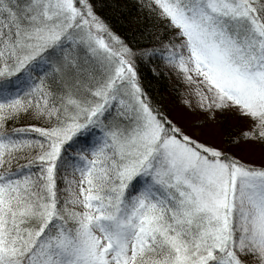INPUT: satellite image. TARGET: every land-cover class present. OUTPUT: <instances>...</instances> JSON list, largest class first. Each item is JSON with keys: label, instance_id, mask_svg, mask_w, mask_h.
<instances>
[{"label": "rangeland", "instance_id": "obj_1", "mask_svg": "<svg viewBox=\"0 0 264 264\" xmlns=\"http://www.w3.org/2000/svg\"><path fill=\"white\" fill-rule=\"evenodd\" d=\"M33 1L39 22L24 59L61 39L90 52L100 75L91 100L46 129L54 142L48 167L62 139L91 129V147L106 139L115 150L121 181L139 174L149 187L180 190L185 221L203 232L191 237L193 247L180 245L175 264H202L213 252L222 255L218 264H264V143L255 137L264 116V25L248 0H156L181 38L163 68L166 128L137 94L133 51L88 0ZM80 161L78 179L91 163ZM129 202L113 233L83 229L75 239H51L34 264L126 263L157 221L146 193Z\"/></svg>", "mask_w": 264, "mask_h": 264}, {"label": "trees", "instance_id": "obj_2", "mask_svg": "<svg viewBox=\"0 0 264 264\" xmlns=\"http://www.w3.org/2000/svg\"><path fill=\"white\" fill-rule=\"evenodd\" d=\"M33 2L0 0V88L21 79L32 84L16 95L0 97V264H34L43 244L61 236L75 239L83 229L108 236L115 230L112 224L125 218L119 213L139 192L154 203L157 221L131 259L115 264H175L180 245L193 247L191 237L203 232L196 221H185L179 189L149 187L139 174L121 181L111 144L90 147L93 138L87 131L62 139L48 167L51 162L44 156L54 142L46 129L71 117L73 106L91 100L100 75L91 53L79 43L59 40L24 59L31 47L28 36L39 22ZM88 2L133 51L137 94L166 128L171 103L163 68L181 41L178 28L156 0ZM248 6L255 22L264 25V0H248ZM259 121L255 137L264 143V116ZM224 133L228 140L234 135L228 127ZM81 154L93 163L86 178L78 180ZM217 254L202 264H218L222 255Z\"/></svg>", "mask_w": 264, "mask_h": 264}]
</instances>
